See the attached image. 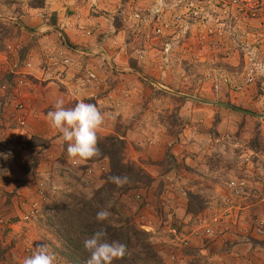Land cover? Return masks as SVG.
I'll use <instances>...</instances> for the list:
<instances>
[{
	"label": "rangeland",
	"instance_id": "obj_1",
	"mask_svg": "<svg viewBox=\"0 0 264 264\" xmlns=\"http://www.w3.org/2000/svg\"><path fill=\"white\" fill-rule=\"evenodd\" d=\"M69 1L71 0H47L46 3L44 0V6L31 7L35 4L33 0H0L1 48L6 50V45L15 47L20 44L19 53L24 55L31 48L52 46L53 37L46 38L41 43L39 34H30L24 27L35 30L42 28L44 33L49 34L58 32L55 29L57 20L53 14L50 15L49 7H58L56 3L64 5ZM100 1L86 0L91 6L88 13L108 15L111 29V26L123 28L124 33L118 38V48L123 46V58L132 69L124 83L128 88H137L139 95V106L131 111L132 114L122 121L119 119L120 122L115 124L117 134H137L143 130L144 134L152 135L147 139L150 145L154 135L158 137L168 134L177 140V148L192 140L195 143L190 152L195 156L201 155L207 146L211 153L207 154V160V157H203L204 162L214 167L220 165L217 169L218 175L227 179H232L233 176L235 178L242 163L250 165L256 163L255 159L262 160L245 152L244 147L248 146L249 139L243 145H234L233 136L246 133L252 137L257 134L264 140V116L255 114H264V12L252 17L230 8L225 9L209 0H102V3L109 5L106 7L108 10H104L102 7H96L95 2L99 5ZM54 36L60 39L58 33ZM106 46L111 49L110 44ZM47 47L43 49L49 50ZM49 51H43L40 62L47 59ZM123 58L118 59L117 65L125 64ZM111 69L118 73L123 71L120 68ZM87 71L89 70H86L85 74ZM95 76L97 77L96 74ZM120 80L125 81V78ZM111 99L113 95L109 96V100ZM111 103L107 104L106 108L113 111ZM118 109L120 116L125 113L122 107ZM220 121H223L226 127H220L218 131L216 126ZM195 131L203 133L204 139L196 140L192 136ZM214 138L218 140L215 141ZM175 143L163 145H166L163 149H167V156L162 162L137 161L143 167L146 164H158L161 179L151 194L160 200L173 196L171 193L175 191L166 179L167 175L174 178L175 187H178L176 176L172 171H168L174 165L182 166L181 162L177 164L169 156ZM125 156L131 159L126 148ZM4 160L5 156L0 155V171ZM34 164L33 161L31 165ZM89 166L91 165H88L85 171H80V179L68 168L64 170L65 174H59L63 178L62 184L66 187L62 192L58 190L50 192L44 198H34L30 201L23 199L21 203L19 201L16 220L21 228H28L31 223L32 230L29 234L31 237H27V240L23 237L20 239V258L23 257L24 260L33 254L37 245L45 244L49 252L55 255V264H64V259L55 251V247L58 248L60 243L56 240L55 233L44 223L42 214L49 200H55L56 197L59 199L62 193L80 191L77 187L88 180L84 174L89 170ZM147 167L144 168L147 170ZM96 169L98 174L93 177V184L85 186L87 190L83 189L85 194H90L92 189L98 187L100 180L104 182L105 171L101 170L100 165ZM186 172L188 175L194 174L189 169H186ZM199 172L197 170L195 174L199 176ZM200 174L202 179L198 177L195 181L210 179L209 175ZM153 181L152 177L148 185L122 197L126 213H130L137 203H144L141 191L150 187ZM246 182H249L247 178ZM136 194H141L142 199L137 200ZM0 216L3 219L0 236L4 237V241L7 238L6 244L10 247L18 237L10 238L11 235L7 233L12 220ZM135 219L138 226L150 232L149 227H144L137 217ZM23 232L26 234L24 230ZM2 254L3 252L0 254V262L3 261ZM14 264H18L15 258Z\"/></svg>",
	"mask_w": 264,
	"mask_h": 264
},
{
	"label": "crops",
	"instance_id": "obj_2",
	"mask_svg": "<svg viewBox=\"0 0 264 264\" xmlns=\"http://www.w3.org/2000/svg\"><path fill=\"white\" fill-rule=\"evenodd\" d=\"M95 3L96 7L108 10L106 7L109 5L102 3V0L99 5ZM56 5L58 7H49L51 8L49 11L57 20L55 29L58 32L49 34L44 33L45 30H41L42 28L36 30L26 28L30 34H39L41 43L46 38L53 37L52 46L31 48L24 55L19 53L20 44H16L15 47L6 45L7 49L0 51V83L11 79L8 69L13 63L22 59L31 62L29 68L31 82L18 87L28 107L24 129L17 130L10 127L13 123L11 121L14 112L13 103L12 100H6L0 89V105L6 104V113L0 114V144H2L0 155L5 156L0 171V215L12 220L7 233L11 235L10 238L18 237L15 243L8 247L7 238L4 241V237L0 236V250L2 249L3 252V261L1 260L0 264H14V258L17 259L18 264H22L23 257H19V251H22V247L19 246L20 239L23 237L27 240V237L32 236L29 235L32 231L31 223L28 228L23 226L21 228L16 220L19 214V201L21 203L23 199L30 201L41 197L36 192L40 182L44 185L43 191L46 196L50 192H58V190L62 192L66 187L62 184L63 178L59 174H65L64 170L67 168L80 179L78 167L85 164V161L80 160L72 164V158L67 153V142L50 126L47 118V113L55 110L56 100L62 99L66 108L74 107L80 100L95 104L105 118L100 135L117 134L115 124L132 114L131 111L139 106L137 88H128L124 83L132 69L123 58L121 50L123 46L118 48V38L123 35V28L117 29L111 26V29L108 15L88 13L91 6L86 0H71L67 4L56 3ZM57 33L60 39L54 36ZM63 35L75 48L65 43ZM108 44L111 45V49L107 48ZM45 47L51 51L43 49ZM43 51H49L48 55L61 51L71 57L73 64L67 68L61 79L55 74L57 66L53 65L48 57L40 62ZM119 58L125 60L122 66L117 65ZM111 68H120L123 71L118 73ZM84 69L94 71L97 75L96 79H88ZM121 78H125V81L120 80ZM111 95L113 99L109 100ZM109 103L113 104V111L106 108ZM119 107L125 109V113L121 116L118 112ZM223 125V121H220L216 129L219 131L220 127L222 129L226 127ZM203 135L199 131L192 134L196 140L204 139ZM149 136L152 135L144 134L143 130L137 134L129 132L125 134V148L128 155L136 161L160 162L167 156V149H163L166 145H163L176 142L169 156L176 163L181 162L182 166L177 163L178 165L170 167L168 171H172L176 176L178 187H175V191L171 193L173 196L164 197L162 200L151 194V191L158 186L161 171L158 164H146L144 167L149 166L147 170L154 181L150 187L141 191L144 195V203H137L129 214L137 217L144 227L151 229L153 240L160 248L167 264H264V185L261 182L264 175V151L254 154L251 148L244 147L249 155L253 157L255 155L262 160L255 159L256 163L250 165L242 163V166H239L235 178L248 179L246 187L248 194L236 196L225 184L230 178L218 175L217 169L220 165L215 164L214 167L204 162L203 157H207V160V154L211 153L207 146L201 155L195 156L190 152L195 143L190 138L188 140L190 139L191 142L186 141V145L177 148L175 147L178 145L177 140L172 139L168 134L158 137L154 135L151 145L148 144L151 138ZM250 137L249 134L240 133L238 136H233V144L243 145ZM31 138L32 145L28 146L26 142ZM214 140L218 139L214 138ZM33 161L35 164L31 165ZM90 165L89 170L84 174L88 180L77 187L80 190H87L85 186L93 184L92 179L98 174L97 166L100 165L102 171L108 169L106 158ZM184 168L193 171L194 174L188 175ZM197 170L200 171L199 176L195 174ZM200 173L209 175L210 179L201 180ZM198 177H201V181H195ZM101 183L102 180L99 181V185ZM195 190L205 193L207 207L197 215L186 214L185 193ZM206 221H209L210 233L205 231ZM259 222L263 223L261 232L256 231ZM169 226H175L186 233L189 239L187 248L180 250L174 245L167 229ZM171 254H175V257L170 258Z\"/></svg>",
	"mask_w": 264,
	"mask_h": 264
},
{
	"label": "trees",
	"instance_id": "obj_3",
	"mask_svg": "<svg viewBox=\"0 0 264 264\" xmlns=\"http://www.w3.org/2000/svg\"><path fill=\"white\" fill-rule=\"evenodd\" d=\"M33 1L35 4L31 7L44 6V0ZM98 137L100 154L84 160L85 164L78 168L85 171L88 165L106 158L108 170L103 173L104 182L92 189L90 194H85V190L62 193L59 199L49 200L42 214L44 223L60 243L55 251L64 259V264H86L90 253L84 249V240L104 229L108 242L117 241L127 246L128 254L113 261V264H167L152 234L138 226L135 217L123 209L125 202L122 197L148 185L152 176L139 162L126 158L124 134H98ZM263 141L260 135L255 134L249 138L247 145L255 154L264 151ZM32 142L31 138L26 144L30 146ZM113 177H127L128 182L118 187ZM185 196L186 214L197 215L207 207L203 192L187 191ZM101 210L111 213L108 220H97V213ZM260 226L263 229V225L258 223L257 227Z\"/></svg>",
	"mask_w": 264,
	"mask_h": 264
},
{
	"label": "clouds",
	"instance_id": "obj_4",
	"mask_svg": "<svg viewBox=\"0 0 264 264\" xmlns=\"http://www.w3.org/2000/svg\"><path fill=\"white\" fill-rule=\"evenodd\" d=\"M54 109L47 113L48 121L67 142V153L72 162L97 157L100 154L98 134L102 131L105 119L98 107L80 100L74 107L66 108L64 101L58 99ZM112 180L118 187L128 182L127 177H113ZM110 215L109 211L101 210L96 218L98 221H106ZM106 235V231L101 229L84 240V249L90 253L86 264H113V261L123 259L128 254L125 244L117 241L108 242L105 239ZM55 260V255L49 252L47 246L40 244L22 264H55Z\"/></svg>",
	"mask_w": 264,
	"mask_h": 264
},
{
	"label": "built area",
	"instance_id": "obj_5",
	"mask_svg": "<svg viewBox=\"0 0 264 264\" xmlns=\"http://www.w3.org/2000/svg\"><path fill=\"white\" fill-rule=\"evenodd\" d=\"M214 4H218L220 7L225 9L230 8L232 11L235 12H242L252 17H256L260 14V12H264V0H209ZM51 63L56 65V76L58 79H61L67 70L72 64L73 61L70 57L63 54L61 51L57 52L56 54L48 55ZM31 67V62L29 60H21L16 61L13 63L10 68L8 69L10 75L12 76L11 79L5 80L0 83V89L3 92V95L6 97V100L11 101L13 103L14 112L11 116L12 124L10 127L12 129L22 130L25 128L27 115H28V107L26 105V101L22 95V92L18 89L20 86H24L31 82V73H29V68ZM86 77L88 79L95 78V73L91 70L86 72ZM75 91V90H73ZM6 113V104L0 105V114ZM14 125V126H12ZM2 144H0V147ZM252 156V155H251ZM247 160V158H246ZM250 161V160H247ZM72 164H74L72 162ZM166 179H168L169 184L172 188H175V180L171 175H167ZM262 184L264 185V175L261 179ZM226 186L233 192L236 196H246L248 192L246 191L247 182L245 178H232L226 181ZM44 185L42 182L38 184L37 193L44 198L45 192L43 191ZM135 198L137 200L142 199L141 194H136ZM36 202V201H35ZM37 203V202H36ZM213 220H218L217 218H213ZM3 224V219L0 216V227ZM262 222H259V225H262ZM207 233H210V225L209 221L205 222ZM262 227H256L257 232H261ZM168 232L171 234V240L174 242V245L179 247L180 250L187 248L189 246V239L186 233H183L175 226H169ZM1 240V238H0ZM173 253V252H172ZM170 258H174L175 254L169 255Z\"/></svg>",
	"mask_w": 264,
	"mask_h": 264
},
{
	"label": "water",
	"instance_id": "obj_6",
	"mask_svg": "<svg viewBox=\"0 0 264 264\" xmlns=\"http://www.w3.org/2000/svg\"><path fill=\"white\" fill-rule=\"evenodd\" d=\"M24 28H27V27H24ZM64 36V35H63ZM64 38H65V43L68 45V46H71L72 48H75V46H73V45H71L70 43H69V41L66 39V37L64 36ZM203 101H205V102H209V101H206V100H203ZM218 104H222V105H226V106H229V107H231L232 105H230V104H227V103H221V102H219ZM246 111V110H245ZM248 113H253V112H251V111H247ZM256 115H258V116H264V114H258V113H255Z\"/></svg>",
	"mask_w": 264,
	"mask_h": 264
}]
</instances>
